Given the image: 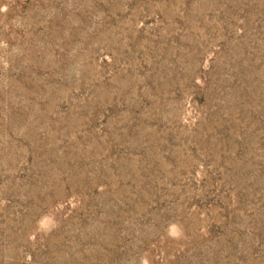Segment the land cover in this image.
<instances>
[{"label": "rangeland", "instance_id": "rangeland-1", "mask_svg": "<svg viewBox=\"0 0 264 264\" xmlns=\"http://www.w3.org/2000/svg\"><path fill=\"white\" fill-rule=\"evenodd\" d=\"M0 264H264V0H0Z\"/></svg>", "mask_w": 264, "mask_h": 264}]
</instances>
